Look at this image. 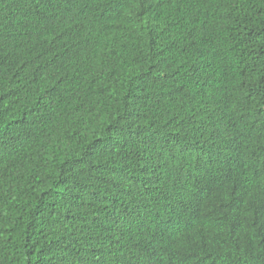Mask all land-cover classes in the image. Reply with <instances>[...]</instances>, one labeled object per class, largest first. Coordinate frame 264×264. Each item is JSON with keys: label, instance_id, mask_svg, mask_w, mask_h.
Wrapping results in <instances>:
<instances>
[{"label": "trees", "instance_id": "obj_1", "mask_svg": "<svg viewBox=\"0 0 264 264\" xmlns=\"http://www.w3.org/2000/svg\"><path fill=\"white\" fill-rule=\"evenodd\" d=\"M0 264H264V0H0Z\"/></svg>", "mask_w": 264, "mask_h": 264}]
</instances>
